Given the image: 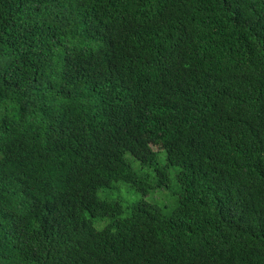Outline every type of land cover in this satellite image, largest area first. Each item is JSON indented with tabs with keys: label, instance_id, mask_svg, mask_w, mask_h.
I'll return each mask as SVG.
<instances>
[{
	"label": "trees",
	"instance_id": "obj_1",
	"mask_svg": "<svg viewBox=\"0 0 264 264\" xmlns=\"http://www.w3.org/2000/svg\"><path fill=\"white\" fill-rule=\"evenodd\" d=\"M0 264H264V0H0Z\"/></svg>",
	"mask_w": 264,
	"mask_h": 264
},
{
	"label": "rangeland",
	"instance_id": "obj_2",
	"mask_svg": "<svg viewBox=\"0 0 264 264\" xmlns=\"http://www.w3.org/2000/svg\"><path fill=\"white\" fill-rule=\"evenodd\" d=\"M157 193L160 195V198H161V200H156L157 202L162 203V202H166V201L170 200L169 195L166 192L158 191ZM145 198L149 199L150 196L147 195V196H145Z\"/></svg>",
	"mask_w": 264,
	"mask_h": 264
},
{
	"label": "clouds",
	"instance_id": "obj_3",
	"mask_svg": "<svg viewBox=\"0 0 264 264\" xmlns=\"http://www.w3.org/2000/svg\"><path fill=\"white\" fill-rule=\"evenodd\" d=\"M152 148H154V147L152 146Z\"/></svg>",
	"mask_w": 264,
	"mask_h": 264
}]
</instances>
